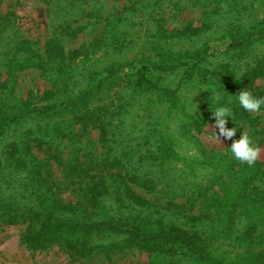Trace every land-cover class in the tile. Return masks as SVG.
<instances>
[{
	"label": "trees",
	"instance_id": "obj_1",
	"mask_svg": "<svg viewBox=\"0 0 264 264\" xmlns=\"http://www.w3.org/2000/svg\"><path fill=\"white\" fill-rule=\"evenodd\" d=\"M193 1L207 10L200 26L188 25L167 35L160 17L155 22V36L158 40L189 39L215 32L221 23L223 33L218 38L228 40L224 54L231 55L216 65H205L209 57L205 44L172 52L156 42L154 59L142 57L129 63H114L90 73L88 84L75 97L50 103L59 91L54 78L62 76L64 82L76 83L79 74L72 62L77 53L68 56L55 37L45 41L44 56L26 40L17 44L14 51L23 57L13 55L5 63L9 81L14 82L16 72L34 68L54 88L42 92L38 98L40 105L29 98L20 101L15 110L0 105V136L28 117L73 115L70 122H56L50 132L45 130L43 134L29 132L6 144L0 152V169L5 170L6 183L4 192H0V223L24 225L21 242L31 250L57 247L72 259L106 260L135 250L147 256V264H264V233L259 232L264 227V192L252 185L264 163L252 166L245 163L239 177L230 174L224 179L206 168L218 166L219 171L225 168L227 165L220 161L223 156L202 150L198 164L204 173L190 170V182L162 189L155 185L152 173L143 169V160L160 156L168 165L179 161L175 149L180 138L191 140L192 132H200L207 122L215 123L213 111L218 107L231 109V116L227 117L231 124L253 128L255 122L239 104L238 94L248 90L254 97L264 98V89L254 86L258 80L264 82V53L254 54L243 68L233 60V53H243L264 43V19L247 23L253 17L254 5L249 0ZM158 2H151L148 7ZM181 3L179 0L176 5ZM115 24L116 20H107V35H120ZM76 33L70 30L67 35L74 37ZM126 65L131 72L127 101L130 106V101L133 106L139 100L143 103L136 117L142 118L140 111L151 112L153 105L162 106L155 124L145 127L143 143L127 147L117 156L118 148L114 145L119 142L109 132L106 119L107 114L115 113L107 107L90 110L88 103L106 81L120 78ZM169 75L178 77L177 82L169 79ZM167 80L172 82L170 87L163 83ZM3 87L4 84L0 85ZM195 91L194 99L186 98L185 95ZM170 127L175 129L169 131ZM89 129L99 131L98 142L104 150L99 158L94 156L92 147L88 150L85 144L82 146L83 138L88 143L85 134ZM60 146L67 149L64 161ZM43 147L48 156L41 161L33 150L41 151ZM50 160L61 167L63 183L75 195L76 202L66 203L60 198ZM200 176L208 184H218L216 190L209 189V197L201 202L205 208L202 214H172L177 220L173 224L166 223L163 217L141 218L125 212L133 207H151L152 203L139 195L137 188L162 200L167 209H181L183 206L174 202L180 194L199 191L196 198L206 195L208 189ZM207 210L211 213L207 214ZM214 239L227 242L236 253L213 248L210 242Z\"/></svg>",
	"mask_w": 264,
	"mask_h": 264
},
{
	"label": "rangeland",
	"instance_id": "obj_2",
	"mask_svg": "<svg viewBox=\"0 0 264 264\" xmlns=\"http://www.w3.org/2000/svg\"><path fill=\"white\" fill-rule=\"evenodd\" d=\"M155 0H0V105L5 106L10 110H15L20 101L30 99L32 102H38V98L45 90L54 88V85L41 72L34 68H26L16 72L14 82H10L5 69V63L13 55L18 59L23 56L16 53L14 50L21 41L26 40L32 44L35 50H38L42 56L43 46L46 40L50 38H58L61 45L68 56L76 54L72 62L73 68L79 74L76 78V83L64 82L62 76H58L55 84L58 94L51 99L50 103H57L67 97H75L79 90H82L88 84V74L99 72L104 68L109 67L114 63H129L138 60L142 57L154 59L156 52L154 44H160L167 50L177 52L179 50L194 49L205 44L208 46L209 57L207 64L216 65L225 57L231 54H224L228 40L218 38L223 29L220 23L219 28L213 32H207L189 39L166 38L158 40L155 36L156 20L160 17L164 20V29L169 35L173 30H181L190 25L193 27L200 26L203 20V14L207 11L193 0H182L181 6H177L179 0H159L156 6H149ZM255 10L253 17L247 20L249 24H255L264 19V0H249ZM107 20H116V28L120 35H107L106 24ZM228 24L229 22L226 21ZM225 23V24H226ZM70 30H75L77 33L74 37L68 36ZM116 36V37H115ZM101 42V43H100ZM264 53V43L253 47L243 53L235 52L233 60L237 61L240 68L251 61L254 54ZM130 68L128 65L124 67L121 77L106 81L99 92L95 93L90 98L88 108L90 110L107 107L112 113L107 114L106 119L109 122L108 129L116 135L118 142L114 145L117 149L115 155L125 150L127 147L142 144V136L145 127L148 124H155V119L158 118L161 112L162 105H153L154 109L140 111L142 118H137V111L140 109L139 100L137 104L129 105L127 101V92H129L127 83L130 76ZM176 83L178 77L169 75ZM168 79V80H169ZM167 80V81H168ZM163 83L170 87L171 81ZM53 85V86H52ZM254 86L259 89H264V82L258 80ZM197 95L188 93L186 98L191 100ZM128 105H127V104ZM47 104V102L45 103ZM143 104V103H142ZM146 106V105H145ZM144 106V107H145ZM145 109V108H144ZM110 113V112H109ZM250 117L254 120L253 128L247 125L231 124L227 122L228 128L236 127L237 132L232 140H227L224 137L214 139L212 137V125L215 123L207 122L202 130L198 133L192 132L191 140L180 138V145L175 149V154L179 157V161L167 164L166 159L162 156L157 159L143 160V169L152 173V178L156 182L158 189L168 188L171 184L183 186L190 182V170H196L197 174H202L201 166L198 162L201 160L200 152L208 151L216 153L223 158L221 163L227 166L220 171L218 166H206L208 172H217L221 178H227V175L232 174L233 177H239L241 167L245 163L238 161L231 152V144L233 140H238L242 136V132L246 131L253 141V144L258 142L261 148L260 158L256 163H264V109L261 108L259 113L249 112ZM72 114H65L60 117L47 118L42 116L28 117L23 121L13 124L8 127L0 136V152L6 144L20 140L29 132L35 134H43L45 130L50 132L52 125L56 122L68 123L72 120ZM162 128V127H161ZM165 128V127H163ZM77 129V128H76ZM175 129L170 127L169 131ZM215 132L218 134L219 129ZM129 134V136H128ZM88 143L82 139V146L86 145L89 150L94 149V156L101 157L104 150L101 149V144L98 142L99 131L89 129L85 134ZM84 135V136H85ZM121 136V137H120ZM65 142V141H64ZM63 142V143H64ZM56 146L54 144L51 148ZM44 147L41 151L33 150V154L38 160H46L47 156L44 153ZM61 160L64 161L67 157V149L60 146ZM204 154V153H203ZM184 159V160H183ZM186 162V163H185ZM54 178L60 187V198L66 203L76 202L75 195L63 183L61 167L54 161L50 160ZM189 164V166H187ZM220 167V166H219ZM241 168V169H240ZM161 171H166L162 173ZM206 172V171H205ZM261 174L257 175L253 180L252 185L264 192V165L260 168ZM5 170L0 169V192H4L6 187ZM202 176L199 177L201 179ZM203 184L208 189L206 197L201 196L196 198L199 191L186 192L180 194L175 203L182 205L181 209H167L162 200L155 199L151 193H146L143 189L137 188V193L152 203L150 208L133 207L126 209V213L141 218H160L166 223L177 222L172 214L190 216L194 214L204 213V206L201 202L206 201L210 195V188L216 190L218 184H208L202 178ZM187 189V188H186ZM204 189V190H205ZM206 213H211L207 210ZM24 225H4L0 223V264H147V256L138 251H131L126 256L115 255L106 260L100 257L92 259H72L57 247L48 250H31L21 242V234L24 230ZM264 233V227L260 229ZM213 248L219 247L222 250H227L230 253H236V249L228 245L222 240H211Z\"/></svg>",
	"mask_w": 264,
	"mask_h": 264
},
{
	"label": "clouds",
	"instance_id": "obj_3",
	"mask_svg": "<svg viewBox=\"0 0 264 264\" xmlns=\"http://www.w3.org/2000/svg\"><path fill=\"white\" fill-rule=\"evenodd\" d=\"M217 96V100H219ZM239 104L249 112L259 113L261 106L264 105V98L254 97L248 90H243L238 94ZM231 116V109L227 107H218L213 111V117L215 124L212 125V137L220 141L221 137L227 140H232L236 135V127L228 128L227 117ZM219 129V133L215 132V129ZM231 152L234 157L241 163H246L249 166L254 165L261 155V148L253 144V141L249 137L246 131L242 132V136L238 140H233L231 146Z\"/></svg>",
	"mask_w": 264,
	"mask_h": 264
}]
</instances>
